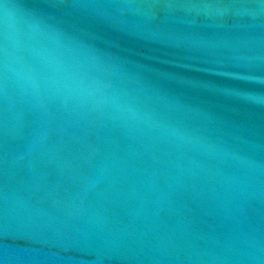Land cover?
<instances>
[{
	"label": "water",
	"instance_id": "water-1",
	"mask_svg": "<svg viewBox=\"0 0 264 264\" xmlns=\"http://www.w3.org/2000/svg\"><path fill=\"white\" fill-rule=\"evenodd\" d=\"M0 264H264V0H0Z\"/></svg>",
	"mask_w": 264,
	"mask_h": 264
}]
</instances>
